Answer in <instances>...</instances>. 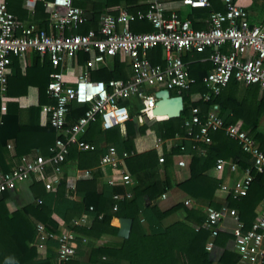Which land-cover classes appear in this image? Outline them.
I'll use <instances>...</instances> for the list:
<instances>
[{
    "label": "trees",
    "instance_id": "16d2710c",
    "mask_svg": "<svg viewBox=\"0 0 264 264\" xmlns=\"http://www.w3.org/2000/svg\"><path fill=\"white\" fill-rule=\"evenodd\" d=\"M51 0H5L8 12L20 23H34L37 28L45 29L47 14L43 2ZM145 0H89L91 13L86 14L85 21L75 26L74 32L86 34L95 30L99 16L106 9L121 4L122 8L130 14L145 12ZM88 2V0H86ZM209 9H190L189 16L205 18L210 11H222L223 8L217 0H211ZM82 4L81 1L74 3ZM256 6H251L247 12H252ZM264 11V3L261 5ZM115 15L116 12H108ZM256 23L264 22V12ZM193 29H200L199 24L191 23ZM132 33H147L152 29L144 20H134L128 25ZM208 52L187 53L181 56L186 64L189 76L194 84L187 90L178 94L173 92L170 96H180L183 103L182 111L174 119L154 121L150 124L144 122L137 124L136 115L141 108L137 97L119 104L128 110L130 120L125 124V133L121 136L116 128L101 131L98 120L89 125L87 131L79 139L95 147L94 151H77L75 146L68 147V153L63 165L68 163L73 169L91 170L87 179H78L74 183L73 192L77 200H70L66 195L64 179H60L56 190L46 193L40 181L31 179L29 190L33 202L22 205L19 209L8 210L7 192L0 194V264H57L56 240H47L45 249L38 250L32 246L35 225L40 223L47 233L59 234L66 229L75 235L72 241L74 257L63 264H212L204 245L209 239V230L201 228L205 220V208L220 209L221 205L237 213L239 221L248 229L253 221L256 210L264 198V172L252 173L253 180L247 194L239 199H233L230 194L219 188L222 174L220 171L213 176L208 175L215 160H230L236 163L238 171L250 167L251 158L241 152L236 142L229 139L222 131L210 134V143L196 145L191 149V143L181 141L175 147L165 150L164 162L157 163V154L154 150L137 153L134 140L145 134L147 130L159 140H168L175 136L183 137L182 122L188 115L190 107L199 108L202 116L213 112L222 120L223 126L232 125L240 128L250 136L256 147L264 152V128L261 120L264 115V92H259L256 85H240L230 80L220 93L202 102L199 97L206 92L201 83L211 69L205 60ZM87 59L84 54H77L73 61L82 67ZM148 60L152 65L162 64L160 49L158 47L148 52ZM10 74L7 76L5 97L16 99L26 95L28 87L35 88L37 100L34 106L24 111V119L20 120V110L17 104H6L5 115L0 119V173L8 172L19 164L21 156L35 152L42 156L48 155L57 133L49 126L45 108L54 104V100L45 94L48 75L54 70L45 59H40L36 53L30 54L29 65L21 70L18 59L10 58ZM129 74L126 66L117 57L112 58L107 68L92 71L90 78L95 81L126 80ZM194 96L197 98L192 99ZM192 99V100H191ZM215 107V108H214ZM214 108V109H213ZM86 106L71 104L68 106L66 125L68 127L77 118L81 117ZM6 140H11V149H6ZM184 146L189 155L185 170V179L172 182V161L174 157L183 155L179 145ZM113 146L118 152H125L128 157L124 161L125 169L133 181V186L126 193L130 198H123L114 202L108 190H97L96 178L100 171L95 169L99 156L105 148ZM203 150L202 153L200 151ZM106 186V185H104ZM108 187V186H107ZM171 189L182 192L190 205L178 202L161 210L157 206V198ZM123 194H125L123 192ZM121 194V195H123ZM146 197V200H144ZM36 200H40L37 204ZM116 210L112 211L113 205ZM88 207L92 212H88ZM264 211V206H263ZM83 213L92 215L88 227L74 226L72 220ZM177 214L179 219L161 226L160 222L169 215ZM55 214L60 223L52 218ZM101 215L100 218H97ZM112 218L129 219L131 221L128 238L118 244H101L90 247L88 243H81V239H99L102 235L115 236L116 228L110 226ZM90 247L87 260L82 262L79 255L84 248ZM213 245L222 248L216 264H236L237 254L232 250V237L218 229ZM85 246V247H84Z\"/></svg>",
    "mask_w": 264,
    "mask_h": 264
},
{
    "label": "built area",
    "instance_id": "2783aa9c",
    "mask_svg": "<svg viewBox=\"0 0 264 264\" xmlns=\"http://www.w3.org/2000/svg\"><path fill=\"white\" fill-rule=\"evenodd\" d=\"M73 1L81 0L43 2L47 26L39 29L32 22H18L8 12L5 0H0V115L5 112L4 92L10 74V58L19 59L26 52H34L54 70L48 75L45 89V94L54 100V104L47 106L45 112L49 126L57 133L48 155L42 156L35 152L21 156L18 165L8 172L0 173V194L12 191L18 184L31 179L42 182L46 193L54 192L59 184V174L68 147L75 146L80 152L95 150L92 144L79 139L90 124L98 120L101 131L116 128L121 136L124 135L125 124L130 117L127 108L119 104L120 101L137 97L141 103L137 122L142 123V118L158 121L149 115L156 101L155 93L165 90L169 94H178L194 84L186 64L181 60L184 54L208 52L205 60L211 69L201 79L206 90L199 97L202 102L217 96L230 80L243 86L256 85L259 92H264V22L250 24L246 11L237 4L238 0H218L223 10L210 11L203 20L204 29H193L188 20L180 19L174 13L166 14L161 0H145V12L130 14L119 9L115 15L103 13L99 16L97 28L86 34L71 33L75 26L85 21L83 10L74 6ZM179 2L181 6L190 9H209L211 6L210 0ZM134 20L146 21L152 30L132 33L128 25ZM156 47L161 50V65L148 62V51ZM79 53L86 55L87 59L79 74L72 76L73 81L68 82L62 67L66 60L73 59ZM114 57L128 64L130 75L126 80L103 82L90 78L92 71L106 68L107 62ZM193 98L195 100L197 96ZM73 103L86 106V110L81 117L65 127L68 106ZM262 119L264 127V115ZM182 127L183 137L175 136L164 141L152 136V150L157 154L158 164L164 162L165 145L167 152L181 142L173 143L175 140L181 139L191 143V149H194L196 145L209 144L211 133L222 131L236 142L241 152L251 158L252 164L238 171L236 163L230 160H215L213 172L220 171L222 174L226 170L228 176V182L221 181L219 184L221 191L230 194L233 199L244 197L253 180L252 173L264 172V152L256 147L253 139L240 128L232 125L224 127L222 120L213 112L202 116L199 108L190 107ZM178 148L183 155L174 157L175 166L185 168L189 155L182 144ZM127 157L125 152H118L113 146L106 147L99 156L95 169L106 177V186H133L124 165ZM90 171H78L80 178H89ZM123 198H130V193L111 195L114 202ZM163 198L162 194L159 199ZM36 202L39 204L40 200ZM184 204L187 205V202ZM261 205L264 206V198L261 199ZM111 210H116L115 204ZM87 211L92 212V208L88 207ZM204 212L205 220L201 228L209 230V239L204 245L208 254L213 248V239L218 229L225 218L229 217L234 220L228 233L232 237V249L237 254L236 264H264V211L256 212L248 229H244L237 213L226 206L220 209L206 207ZM89 215L81 214L72 220V224L81 225ZM74 239L75 235L66 229L62 228L59 234L47 233L44 226L37 223L32 246L43 250L47 240H56L55 259L57 264H63L74 257Z\"/></svg>",
    "mask_w": 264,
    "mask_h": 264
},
{
    "label": "crops",
    "instance_id": "0c3cea01",
    "mask_svg": "<svg viewBox=\"0 0 264 264\" xmlns=\"http://www.w3.org/2000/svg\"><path fill=\"white\" fill-rule=\"evenodd\" d=\"M179 1L180 0H161L162 6L165 10V13L166 14L174 13L180 19H186L189 21L190 24L193 21V23L199 24L200 29H204L205 25L203 24V20L205 18L198 17V16H193L192 18L188 17L190 9L187 7L181 6ZM77 2H79V1H73V5L81 8L83 10L85 17H86V14L91 13L92 8H91V4L89 3V0H88V2H86V0H81V2H82L81 6L74 4ZM210 2H211V0H210ZM263 3H264V0H238L237 1V4L240 7L244 8L245 11L249 10V8L251 6H254V5L256 6V9H254L252 12H247V13H249L248 19L252 23L258 22L257 18L259 20V19H261V16H263L264 11L261 10V5ZM119 9H123L121 4L113 6L109 9H106L103 12H107V13L108 12H117ZM217 12H219V11H217ZM71 33L77 34L74 32V29L71 30ZM31 53H33V52H26L21 58H19V59L17 58L21 70H23L25 67H27L29 65V59H30ZM147 58H148V54H147ZM111 60L112 59H110L107 62V67L110 66ZM160 60L162 61L161 50H160ZM148 62H149V60H148ZM121 63H123L126 66V70L128 71V74L130 75V69H129L128 64L126 62H121ZM149 64H151V63L149 62ZM62 68H63L65 74L67 75L68 82H72L73 81L72 76L79 74L81 66L78 67L77 65H75L73 59L70 58L64 62V65ZM31 99H33V102H31ZM36 100H37L36 89L32 88V87H28L25 96L18 97L16 99H9V98L5 97V99H4L5 112H6V104L9 102H14L17 104L18 109L21 111L20 112V120H22V119H24V117H23L24 112H25L24 110L27 109L29 106H34L36 104ZM0 104H1V102H0ZM5 112L2 115H0V119L2 118L3 115H5ZM146 132H147V134L145 136L138 137L134 140V147H135V150L137 153L152 150V147H153L152 135H151L152 133L149 130H147ZM179 141L187 142V141L180 139V140H175L173 143H176ZM5 144H6V149L10 150L11 149V147H10L11 146V140H6ZM164 148H166V145L164 146ZM67 165H68V163L63 165L64 167L66 166V169H65L64 173L59 174V181H60V179H64L65 187L68 190V193H67L68 198L70 200H77L78 197L74 194L73 188H74L75 181L78 179H81V178H80V175L78 173V170H75L71 166H67ZM171 172H172V182L174 184L180 180L185 179L187 176L186 170L184 168H178L175 166V158L172 161ZM208 175L213 176L214 175L213 170L208 171ZM105 178L106 177L103 176V174L101 172H100V177L96 178V187H97L98 191L106 189L111 194H113V193L123 194V192L126 193L128 191L129 188H127V187H121V186L107 187V186H104L105 185V183H104ZM84 179H87V178H84ZM221 181L228 182V176L226 174V170H224L222 173ZM29 184H30L29 181H25L23 183L18 184L16 187H14V189L12 191L7 192V194H8V200H7L8 210L13 211L15 209H19L22 205L29 204V203L33 202V196L29 190ZM163 195H164L163 199H159V197L157 198V200H158L157 206L161 210H164V209L168 208L169 206L176 204L178 202H184V203L187 202L186 206L190 205V202L187 200L186 196L182 192L177 191L176 189H171ZM222 206H225V203H223L221 205V207ZM261 210H263V205L260 204L258 206L256 212H260ZM52 218L57 223H60V219L55 214H52ZM91 219H92V215H89L88 218H86L84 220V222L79 226L80 227H88L91 223ZM177 219H179V216L176 213L169 215L160 222V225L162 227L166 226V225L172 223L173 221H176ZM233 224H234V220L232 218L226 217L220 228L223 230V232L225 234L229 235L228 230L233 226ZM110 226L116 228V232H117L118 218H112L110 220ZM121 240L122 239L118 238L115 234V236L102 235L101 237H99V239H92V238L91 239L90 238L84 239L83 238L80 241L83 244L88 243L90 247H95V246H98L101 244H109V245H112V244L114 245L116 243L118 244ZM85 246H84L85 247L84 252L79 255V257H80L79 259L82 262H85L87 260V253L90 249V247H87V245H85ZM231 248H233V247H231ZM221 252H222V248L216 247L213 245L211 252L208 254V257H209L210 261L212 262V264H216Z\"/></svg>",
    "mask_w": 264,
    "mask_h": 264
},
{
    "label": "water",
    "instance_id": "95a60500",
    "mask_svg": "<svg viewBox=\"0 0 264 264\" xmlns=\"http://www.w3.org/2000/svg\"><path fill=\"white\" fill-rule=\"evenodd\" d=\"M156 101L149 112L151 117H162L160 120L177 118L182 111L183 103L180 96L171 97L165 90L155 93ZM146 200V197H144ZM131 221L129 219H118L116 236L120 239H127L130 231Z\"/></svg>",
    "mask_w": 264,
    "mask_h": 264
},
{
    "label": "rangeland",
    "instance_id": "374dc122",
    "mask_svg": "<svg viewBox=\"0 0 264 264\" xmlns=\"http://www.w3.org/2000/svg\"><path fill=\"white\" fill-rule=\"evenodd\" d=\"M172 93H173V92H170V95H171ZM192 99H193V98H192ZM31 102H33V99H31ZM141 118H142V117H141ZM141 118H140V119H141ZM137 120H138V119H137V115H136V121H137ZM262 120H263V119H262ZM262 120H261V124H260L261 127L263 126V125H262V122H263ZM141 121H142V123L137 122V124L140 125V124H143L144 122H146V124L148 125V124H150V123L153 122V120H148V119H146V118H145L144 120H143V118H142ZM263 128H264V127H263ZM150 132H151V131H150ZM151 133H152V132H151ZM146 134H147V132H145V134H144L143 136H145ZM151 135L153 136V133H152ZM141 137H142V136H141ZM153 137H154V136H153ZM67 166H68V165H67ZM65 169H66V166H65V167L63 166L62 169H61V174L64 173ZM60 176H61V175H60ZM67 193H68V190H66V195H67ZM261 211H263V210H261Z\"/></svg>",
    "mask_w": 264,
    "mask_h": 264
},
{
    "label": "bare ground",
    "instance_id": "6f19581e",
    "mask_svg": "<svg viewBox=\"0 0 264 264\" xmlns=\"http://www.w3.org/2000/svg\"><path fill=\"white\" fill-rule=\"evenodd\" d=\"M162 117H156L157 120H160Z\"/></svg>",
    "mask_w": 264,
    "mask_h": 264
},
{
    "label": "clouds",
    "instance_id": "9594fccd",
    "mask_svg": "<svg viewBox=\"0 0 264 264\" xmlns=\"http://www.w3.org/2000/svg\"><path fill=\"white\" fill-rule=\"evenodd\" d=\"M170 95V94H169Z\"/></svg>",
    "mask_w": 264,
    "mask_h": 264
}]
</instances>
